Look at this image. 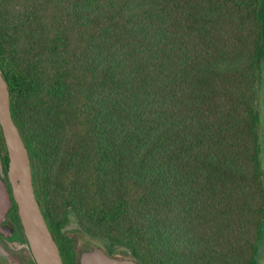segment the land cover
I'll return each instance as SVG.
<instances>
[{"label":"trees","instance_id":"16d2710c","mask_svg":"<svg viewBox=\"0 0 264 264\" xmlns=\"http://www.w3.org/2000/svg\"><path fill=\"white\" fill-rule=\"evenodd\" d=\"M264 0H0L38 201L142 264H259Z\"/></svg>","mask_w":264,"mask_h":264},{"label":"flooded vegetation","instance_id":"af4514ba","mask_svg":"<svg viewBox=\"0 0 264 264\" xmlns=\"http://www.w3.org/2000/svg\"><path fill=\"white\" fill-rule=\"evenodd\" d=\"M12 119L14 121L13 116ZM10 166V154L0 120V264H37L20 219L10 179ZM38 203L64 264H81L82 256L95 249H101L120 262L142 264L128 253L109 251L101 241L88 236L80 227L70 226V222L60 227L58 220L54 216L51 218L46 208ZM259 264H264V234Z\"/></svg>","mask_w":264,"mask_h":264},{"label":"water","instance_id":"95a60500","mask_svg":"<svg viewBox=\"0 0 264 264\" xmlns=\"http://www.w3.org/2000/svg\"><path fill=\"white\" fill-rule=\"evenodd\" d=\"M0 120L10 154V179L27 239L37 264H64L36 199L28 150L14 123L7 84L0 73ZM81 264H134L110 258L101 249L85 253Z\"/></svg>","mask_w":264,"mask_h":264},{"label":"rangeland","instance_id":"374dc122","mask_svg":"<svg viewBox=\"0 0 264 264\" xmlns=\"http://www.w3.org/2000/svg\"><path fill=\"white\" fill-rule=\"evenodd\" d=\"M259 113H260V117H261V129H262V139H263L262 150H263V162H264V61L262 63V67H261ZM70 226H77V227H80L82 229V227L78 224V221L75 219H73L70 222Z\"/></svg>","mask_w":264,"mask_h":264}]
</instances>
